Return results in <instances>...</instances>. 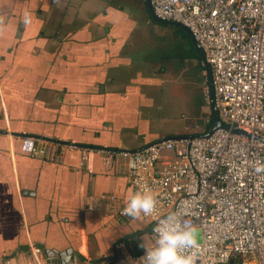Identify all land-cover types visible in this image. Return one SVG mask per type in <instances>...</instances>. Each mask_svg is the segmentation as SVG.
I'll return each mask as SVG.
<instances>
[{
  "label": "crops",
  "instance_id": "0c3cea01",
  "mask_svg": "<svg viewBox=\"0 0 264 264\" xmlns=\"http://www.w3.org/2000/svg\"><path fill=\"white\" fill-rule=\"evenodd\" d=\"M0 18V264H38L33 245L39 264L112 256L118 241L140 252L146 224L117 214L133 194L118 153L204 133L201 58L187 37L171 52L155 28L172 25L145 0H0ZM24 135L43 152H23Z\"/></svg>",
  "mask_w": 264,
  "mask_h": 264
},
{
  "label": "built area",
  "instance_id": "2783aa9c",
  "mask_svg": "<svg viewBox=\"0 0 264 264\" xmlns=\"http://www.w3.org/2000/svg\"><path fill=\"white\" fill-rule=\"evenodd\" d=\"M150 3L156 16L191 31L211 70L218 117L251 137L219 128L205 137H162L120 151L129 157L125 172L133 193L147 184L158 200L153 214L140 217L149 239L135 254L118 241L112 256L84 264H144L155 244L153 229L174 212L197 229V246L189 250L196 264H264V0ZM21 150L43 152L31 135L22 137ZM31 250L39 264V248Z\"/></svg>",
  "mask_w": 264,
  "mask_h": 264
},
{
  "label": "clouds",
  "instance_id": "9594fccd",
  "mask_svg": "<svg viewBox=\"0 0 264 264\" xmlns=\"http://www.w3.org/2000/svg\"><path fill=\"white\" fill-rule=\"evenodd\" d=\"M30 22L31 15L25 12L24 23ZM129 167H137V161H130ZM157 205L158 200L152 189L147 184H142L131 195L121 214L139 219L141 214H153ZM153 231L156 234L155 244L146 250L144 264H196L195 255L189 252L197 246V229L194 226L181 224L179 215L174 212L160 219Z\"/></svg>",
  "mask_w": 264,
  "mask_h": 264
},
{
  "label": "water",
  "instance_id": "95a60500",
  "mask_svg": "<svg viewBox=\"0 0 264 264\" xmlns=\"http://www.w3.org/2000/svg\"><path fill=\"white\" fill-rule=\"evenodd\" d=\"M145 3H146V7H147L149 15L154 20H156L162 24H168V25L176 26V27H178L184 31V33L186 34V37L188 38V40L190 41V43L192 45V50L195 53H197V55L201 58L203 66H204L205 76H206V80H207L208 103H206L203 106V110L209 112V120L208 119L207 120H208V122L210 121V127L204 133L195 134V135H188V137H192V136H203V137H205V136H208L214 130L221 128V129L228 130L230 133H233L236 135H243L247 138H250L251 135L249 133H247L246 131H244L243 129H241L240 127L224 123L218 117L217 110L215 107V101H214V91H213V85H212V79H211V70H210L209 64L207 63V61L205 59V55H204L203 50L201 49V47H200L199 43L196 41V39L193 37L191 31L186 26L182 25L179 22L159 18L153 12L150 0H145ZM254 138L257 139V137H254Z\"/></svg>",
  "mask_w": 264,
  "mask_h": 264
},
{
  "label": "rangeland",
  "instance_id": "374dc122",
  "mask_svg": "<svg viewBox=\"0 0 264 264\" xmlns=\"http://www.w3.org/2000/svg\"><path fill=\"white\" fill-rule=\"evenodd\" d=\"M114 1L121 4L125 10H131V9L134 10L138 4V0H114ZM149 28H152V27L149 26ZM168 28L170 30H167V28H165V26H163V25L156 24L155 29H156V31L167 32V34L164 36L165 40L164 39L163 40H164L165 44H167V46H169V49L171 50V52H177L178 51V52L184 53L185 52V51H183L184 46H183V42L181 39L186 37V34L180 28L173 27V26H169ZM180 48H182V49H180ZM190 49L192 50V48H189V49H188V47L186 48V50H190ZM182 89H184V88H182ZM183 92H184V90H182V93ZM196 99H197V101L198 100L202 101V99H203L205 101L203 106L206 103H208L207 90L206 91L204 90L203 94H201L200 96H197ZM184 105L187 108L189 107V105L186 103V101H185V104L182 103V106H184ZM202 111H203V116H202V119L200 120L199 127H197L198 131L203 130V129L205 130V125H206L205 122L207 121V123H208V120H209V112L204 111V110H202ZM192 112H194V111H192ZM182 121H184V119Z\"/></svg>",
  "mask_w": 264,
  "mask_h": 264
},
{
  "label": "trees",
  "instance_id": "16d2710c",
  "mask_svg": "<svg viewBox=\"0 0 264 264\" xmlns=\"http://www.w3.org/2000/svg\"><path fill=\"white\" fill-rule=\"evenodd\" d=\"M209 127H210V121L208 123H206L204 132L207 131L209 129Z\"/></svg>",
  "mask_w": 264,
  "mask_h": 264
}]
</instances>
